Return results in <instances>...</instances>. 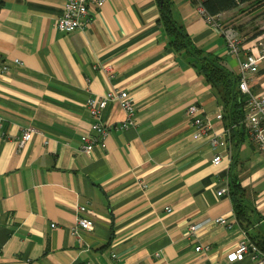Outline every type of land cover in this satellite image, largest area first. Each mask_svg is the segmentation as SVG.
I'll return each mask as SVG.
<instances>
[{
  "label": "crops",
  "instance_id": "obj_1",
  "mask_svg": "<svg viewBox=\"0 0 264 264\" xmlns=\"http://www.w3.org/2000/svg\"><path fill=\"white\" fill-rule=\"evenodd\" d=\"M171 3L193 45L237 73L221 34L190 0ZM62 4L4 0L0 9V65L8 68L0 76V264H254L227 260L246 237L228 192L217 195L228 189L231 144L211 148L186 115L198 105L223 136L222 106L169 48L157 0H107L68 34L54 26ZM110 91L129 94L131 124L121 128L125 112L108 105L105 148L85 150L95 135L87 101ZM27 127L34 133L19 148ZM237 139L234 173L264 230V152L246 131ZM81 204L93 211V229L74 234ZM217 217L231 228L208 223ZM190 225H200L193 235Z\"/></svg>",
  "mask_w": 264,
  "mask_h": 264
},
{
  "label": "built area",
  "instance_id": "obj_2",
  "mask_svg": "<svg viewBox=\"0 0 264 264\" xmlns=\"http://www.w3.org/2000/svg\"><path fill=\"white\" fill-rule=\"evenodd\" d=\"M107 0H63L62 10L59 16L54 20L55 28L61 33H72L83 30L88 21L90 8L100 9ZM196 14L205 23L213 26L222 36L226 51L237 61V72L239 75L238 88L242 94L247 96L244 107V118L242 125L248 133L252 144L259 152H264V84L258 78L259 67L264 62V32L252 39V45L246 46L245 38L238 34L231 25L221 19L222 14L216 16L208 15L202 5L203 0H190ZM251 48L254 49L251 50ZM6 65H0V76L7 72ZM257 83L262 89L259 92L252 90L253 84ZM117 104L125 112L127 121L122 124L121 128H126L131 124L133 114V104L130 96L124 91H110L100 98H90L87 101L86 108L92 118L91 130L95 135L90 136L88 144L84 147L89 150L91 147L105 148V140L108 134V125L103 119V112L108 105ZM188 120L194 130L193 135L196 138L208 140L210 147L215 149L219 145L226 143L228 130H225L223 136L213 132L211 125L203 114L202 109L198 105H190L186 110ZM1 127V126H0ZM34 129L27 127L18 140V147L21 148L28 142ZM0 136L3 132L0 131ZM223 156L215 154L212 159L214 165H218L222 161ZM227 193V189L223 188L217 192L218 196ZM77 221L73 228V233L77 234L79 230L92 231V215L93 211L86 204L77 205ZM208 223H214L226 228H231V224L222 217L208 220ZM200 225H190L189 233L193 235ZM198 252L208 250V247H196ZM248 256L254 264H264V254L257 250L245 237L238 243L236 248L227 255L229 262L241 261Z\"/></svg>",
  "mask_w": 264,
  "mask_h": 264
},
{
  "label": "trees",
  "instance_id": "obj_3",
  "mask_svg": "<svg viewBox=\"0 0 264 264\" xmlns=\"http://www.w3.org/2000/svg\"><path fill=\"white\" fill-rule=\"evenodd\" d=\"M157 2L160 12L159 22L168 36L169 48L176 55L184 58L205 78L222 106V120L226 130H228L227 141L231 144L227 192L231 200L233 214L236 223L244 231L249 242L264 254V230L257 228L262 216L234 173L236 166L235 148L238 147L240 141L237 138L245 132L242 120L247 100V96L242 94L238 88V72H232L221 58L205 54L193 45L184 26L177 23L172 17L171 0H162L161 3L157 0ZM3 4L4 0H0V9ZM202 5L205 12L210 16L236 10L241 5H247L250 11H261L264 15V0H203ZM263 32L264 30L258 32L257 35Z\"/></svg>",
  "mask_w": 264,
  "mask_h": 264
},
{
  "label": "rangeland",
  "instance_id": "obj_4",
  "mask_svg": "<svg viewBox=\"0 0 264 264\" xmlns=\"http://www.w3.org/2000/svg\"><path fill=\"white\" fill-rule=\"evenodd\" d=\"M221 19L231 25L242 37H248L249 39L257 35L258 32L264 30V15L262 12L250 11L247 5H241L238 9ZM262 63L260 64L258 75L264 74V65H262ZM261 82L264 84V77L261 79ZM255 84L258 85L257 83Z\"/></svg>",
  "mask_w": 264,
  "mask_h": 264
},
{
  "label": "water",
  "instance_id": "obj_5",
  "mask_svg": "<svg viewBox=\"0 0 264 264\" xmlns=\"http://www.w3.org/2000/svg\"><path fill=\"white\" fill-rule=\"evenodd\" d=\"M162 0H159V3H161Z\"/></svg>",
  "mask_w": 264,
  "mask_h": 264
}]
</instances>
